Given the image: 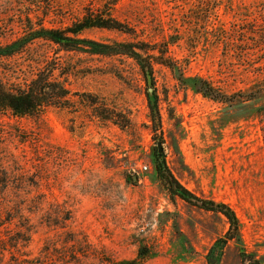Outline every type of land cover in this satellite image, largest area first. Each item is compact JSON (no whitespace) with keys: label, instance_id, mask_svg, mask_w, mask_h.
<instances>
[{"label":"rangeland","instance_id":"374dc122","mask_svg":"<svg viewBox=\"0 0 264 264\" xmlns=\"http://www.w3.org/2000/svg\"><path fill=\"white\" fill-rule=\"evenodd\" d=\"M209 1L0 0V47L25 43L0 58L3 83L25 88L48 68L71 93L67 108L22 120L0 117V190L7 193L0 200V264H11L6 237L16 228L32 234L19 248L24 264H118L135 260L140 247L151 256L141 264H207L229 225L167 192L155 171L159 142L176 181L197 199L228 205L245 251L264 257V139L254 105L210 101L162 66L146 83L131 59L27 39L40 27L66 29L84 11L107 7L137 31L138 42L162 45L172 36L177 43L168 57L185 77L208 80L224 95L244 92L253 85L254 64L264 59L251 52L264 45V0ZM83 36L133 42L105 30ZM148 97L157 98L158 128ZM103 108L120 125L98 118ZM16 205L21 214L8 225ZM221 264H242L235 243L226 246Z\"/></svg>","mask_w":264,"mask_h":264},{"label":"trees","instance_id":"16d2710c","mask_svg":"<svg viewBox=\"0 0 264 264\" xmlns=\"http://www.w3.org/2000/svg\"><path fill=\"white\" fill-rule=\"evenodd\" d=\"M213 1L217 2L219 0H210L209 2ZM212 10L216 12V8ZM112 12L113 9H108L107 7H103L100 10H86L79 20L66 29L48 30L40 27L38 30L31 31L27 39L29 41L41 39L51 42L65 52L82 51L97 56L125 57L131 59L139 67L146 83L148 78L153 80L155 66L165 67L172 73L175 80L182 87L190 89L210 101L229 108L237 105H254V114L261 126L264 139V59L254 64L253 70L256 72L254 74L255 79L252 83L253 85L248 90L232 95H224L208 80L201 77H185L179 67L171 62L168 57L169 47L177 43L172 36L162 45H148L143 42H138L136 41V38H138L137 31L118 21ZM89 30L117 32L129 36L133 42H95L84 38V33ZM242 32L244 34L252 33L249 29L243 30ZM220 33H226V31L221 29ZM21 41H23V38L10 45L0 47V58H8L17 53L19 51L17 50L19 45L22 47L25 44H21ZM237 46L234 47L235 50H237ZM251 52L256 53V55L259 53L261 55L264 54V45H259L257 48L252 49ZM70 96L71 93L64 83L54 78L53 69L46 68L39 71L25 88L11 89L0 79V117L8 115L17 120L39 117L51 108H67L66 106L70 102ZM82 96L89 98V95ZM87 104L93 108L98 106L94 101L87 102ZM148 107L151 123L154 128H158L160 126V113L157 98L154 103H151L148 97ZM103 110L106 112L105 115H100L98 118L105 122L120 125L115 113L108 111L107 108H103ZM154 160L155 171L158 177L164 182L167 192L171 196L178 197L200 210L220 214L226 219L229 229L224 237L218 239L208 251L206 256L207 264H221L224 250L230 242L235 243L239 247L242 264H264V257H257L245 251L240 235L239 220L235 212L228 205L197 199L184 189L172 176L162 154H158L156 151ZM6 194L5 189L0 190V200ZM2 211L3 209L0 207V213ZM13 211L16 217L15 219L7 220L6 224L8 225L12 224L18 218V215L21 214V208L16 205ZM19 230L21 229L16 228L11 235L6 237V242L13 251L11 253V264H24L22 258L25 255L20 253L19 248L23 244H28L32 235L31 230H26L22 234ZM48 246L49 248H53L52 243H49ZM150 257L148 250L145 247H140L135 260L120 262L118 264H141Z\"/></svg>","mask_w":264,"mask_h":264},{"label":"water","instance_id":"95a60500","mask_svg":"<svg viewBox=\"0 0 264 264\" xmlns=\"http://www.w3.org/2000/svg\"><path fill=\"white\" fill-rule=\"evenodd\" d=\"M150 93H151V90H150ZM157 152H158V154H162L163 153V147H162V143L161 142H159L157 144ZM134 181H136V178H134Z\"/></svg>","mask_w":264,"mask_h":264},{"label":"built area","instance_id":"2783aa9c","mask_svg":"<svg viewBox=\"0 0 264 264\" xmlns=\"http://www.w3.org/2000/svg\"><path fill=\"white\" fill-rule=\"evenodd\" d=\"M142 170L143 171H147L148 170V167L147 166H144V167H142Z\"/></svg>","mask_w":264,"mask_h":264}]
</instances>
